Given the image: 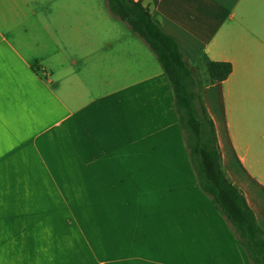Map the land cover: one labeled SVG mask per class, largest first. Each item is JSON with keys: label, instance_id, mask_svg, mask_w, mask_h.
Instances as JSON below:
<instances>
[{"label": "crops", "instance_id": "obj_1", "mask_svg": "<svg viewBox=\"0 0 264 264\" xmlns=\"http://www.w3.org/2000/svg\"><path fill=\"white\" fill-rule=\"evenodd\" d=\"M141 1L192 69L233 66L202 95L264 230V0ZM0 264H251L156 55L96 0H0Z\"/></svg>", "mask_w": 264, "mask_h": 264}, {"label": "trees", "instance_id": "obj_2", "mask_svg": "<svg viewBox=\"0 0 264 264\" xmlns=\"http://www.w3.org/2000/svg\"><path fill=\"white\" fill-rule=\"evenodd\" d=\"M110 13L124 22L156 55L173 88L175 111L201 190L226 218L251 264H264V230L241 190L223 169L215 123L203 100V81L193 72L175 38L166 34L143 2L106 0ZM208 82L229 78L233 66L204 58Z\"/></svg>", "mask_w": 264, "mask_h": 264}, {"label": "rangeland", "instance_id": "obj_3", "mask_svg": "<svg viewBox=\"0 0 264 264\" xmlns=\"http://www.w3.org/2000/svg\"><path fill=\"white\" fill-rule=\"evenodd\" d=\"M96 2H98V4L100 5V8H101V14L103 16L107 15V16H110V18L114 21H116L118 23V26L122 27L123 30L126 31V33L130 32V29H128L129 27L127 25H125L124 22L120 21L119 19H117L116 17H114L109 9H108V6H107V1L106 0H96ZM191 66L193 67V72L195 73V75L201 80L203 81V89L204 87L207 85V84H210L208 82V73H207V67L206 65L203 63V62H193L191 64ZM76 202L77 200H72L71 199V205H75L76 206ZM71 217H77L76 215L75 216H71ZM86 222L89 223V222H93V216L92 215H86Z\"/></svg>", "mask_w": 264, "mask_h": 264}, {"label": "built area", "instance_id": "obj_4", "mask_svg": "<svg viewBox=\"0 0 264 264\" xmlns=\"http://www.w3.org/2000/svg\"><path fill=\"white\" fill-rule=\"evenodd\" d=\"M135 1H140V0H135Z\"/></svg>", "mask_w": 264, "mask_h": 264}]
</instances>
